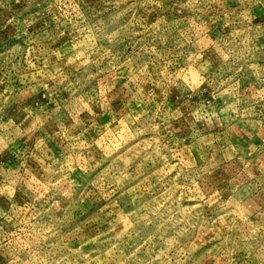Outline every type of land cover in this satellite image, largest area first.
Listing matches in <instances>:
<instances>
[{
	"label": "clouds",
	"instance_id": "9594fccd",
	"mask_svg": "<svg viewBox=\"0 0 264 264\" xmlns=\"http://www.w3.org/2000/svg\"><path fill=\"white\" fill-rule=\"evenodd\" d=\"M231 4L0 0L11 13L0 31L14 29L0 39V155L19 161L0 169L9 205L0 209V255L8 264H68L57 258L67 248L62 205L78 206L98 189L111 196L136 178L121 162L137 159L162 166L154 175L168 186L165 199L183 185V198L199 201L188 210L192 228L213 205L226 219L242 215L239 234L224 243L239 254L236 264H256L264 250L253 243L264 237V0ZM49 125L59 130L49 134ZM45 141L53 153L59 148L56 158L41 149ZM169 170L177 175L165 180Z\"/></svg>",
	"mask_w": 264,
	"mask_h": 264
},
{
	"label": "rangeland",
	"instance_id": "374dc122",
	"mask_svg": "<svg viewBox=\"0 0 264 264\" xmlns=\"http://www.w3.org/2000/svg\"><path fill=\"white\" fill-rule=\"evenodd\" d=\"M85 3L99 8L103 0H85ZM231 6L236 7V0H232ZM20 7L21 5L13 4V10ZM10 14L0 10V26L4 23L2 17ZM13 31V27L8 25L0 31V39L7 41ZM169 100L174 104L175 96H170ZM58 130L48 126L49 134ZM141 139L148 140L149 137L145 135ZM36 143L39 144L40 140ZM135 143L136 141H131L124 145L112 158L120 156ZM53 147L47 141L41 144L42 150L47 149L56 158L60 150L56 148L53 153ZM97 147H105L106 150V146L100 141H97ZM18 163L17 158L9 152L0 155V169ZM121 164L136 178L128 179L117 192L105 196L107 189H98L95 194H85L83 202L78 206L62 205L67 209L69 220L60 228L59 238L63 239L67 248L60 250L58 259L63 255L68 264H228L229 260L236 264L234 255L239 254H229L231 249L224 243V237L239 234V226L244 224L242 215L236 219H226L223 213L217 215L213 205L204 210V222L192 228L195 221L190 218L188 210L198 208L199 201L196 198L185 200L180 191L183 185L176 186L177 192L171 200L165 199L168 186L157 184L154 175L162 166L153 168L139 159L128 163L122 161ZM27 166L33 172L38 170L34 161H28ZM176 175L174 170H169L164 178L167 180ZM66 179L71 183V177ZM2 180L3 176H0V181ZM142 181L144 183L141 185ZM137 185L141 187L138 189ZM121 193L126 194L122 196ZM8 207L7 201L0 198V209L7 211ZM62 214L65 213H57ZM229 215L234 213L230 212ZM248 220L255 224L258 218L250 216ZM217 228L222 230L217 231ZM7 231L11 233L15 229L8 227ZM56 239L53 237L50 242H55ZM262 242L264 237H257L253 241L257 249ZM262 257L264 250L257 253L256 264H259ZM0 264H8L3 255H0Z\"/></svg>",
	"mask_w": 264,
	"mask_h": 264
}]
</instances>
